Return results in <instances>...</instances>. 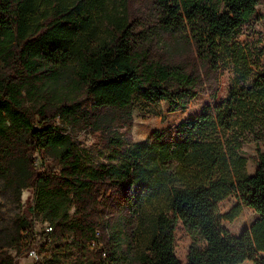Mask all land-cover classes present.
Wrapping results in <instances>:
<instances>
[{"label": "trees", "instance_id": "obj_1", "mask_svg": "<svg viewBox=\"0 0 264 264\" xmlns=\"http://www.w3.org/2000/svg\"><path fill=\"white\" fill-rule=\"evenodd\" d=\"M262 3L0 0V179L18 203L34 193L19 222L29 244L40 216L47 245L71 239L66 264H264V152L250 174L244 150L264 143V72L234 43L264 20ZM230 65L229 95L213 104ZM206 93L194 118L130 137L138 105L181 112ZM77 126L115 162L87 164L67 133ZM230 196L239 204L222 215ZM244 207L260 218L236 236L221 220Z\"/></svg>", "mask_w": 264, "mask_h": 264}, {"label": "rangeland", "instance_id": "obj_2", "mask_svg": "<svg viewBox=\"0 0 264 264\" xmlns=\"http://www.w3.org/2000/svg\"><path fill=\"white\" fill-rule=\"evenodd\" d=\"M258 7L260 12H264V0ZM234 43L245 48L253 55L254 74L264 72V20L256 16L249 23L242 26ZM234 78V69L230 65L220 79L218 97L213 104L220 103L230 92ZM212 103L209 93L199 96L186 111L171 112L166 104L152 106L142 103L135 110L134 126L130 137L135 142L146 140L153 132L174 128L181 122L194 118L208 104ZM125 135L126 128L119 130ZM68 134L77 142V147L89 165H110L113 162L112 154L103 149H95L96 137L90 129L84 126L72 127L67 131ZM126 136V135H125ZM258 147L264 152V143L258 145L251 141L244 146V150L251 158L248 166L249 173H255L257 162L253 159L257 155ZM34 193L32 190L22 192V202L18 203L14 197L4 189L0 179V264H66V258L71 259L74 251L71 248V239L66 238L60 242L56 241L47 245L43 233L48 226V222L43 221L42 217H37L36 240L32 244L25 239V234L19 224L23 212L33 201ZM239 204L235 196H230L220 205L222 215L229 213ZM260 216L251 208L244 207L241 215L233 222L221 220V225L230 231L231 234L239 236L246 229H249ZM191 245V239L186 235L183 226L180 224L176 230L175 252L177 258L186 263L187 254ZM39 253V259L30 256V250ZM264 258V252H260ZM68 260V259H67ZM242 264H253L245 261Z\"/></svg>", "mask_w": 264, "mask_h": 264}, {"label": "built area", "instance_id": "obj_3", "mask_svg": "<svg viewBox=\"0 0 264 264\" xmlns=\"http://www.w3.org/2000/svg\"><path fill=\"white\" fill-rule=\"evenodd\" d=\"M49 230L50 229L47 228V231H49ZM97 235H99V233ZM30 256L32 258L39 259V253L36 250L31 249L30 250Z\"/></svg>", "mask_w": 264, "mask_h": 264}, {"label": "crops", "instance_id": "obj_4", "mask_svg": "<svg viewBox=\"0 0 264 264\" xmlns=\"http://www.w3.org/2000/svg\"><path fill=\"white\" fill-rule=\"evenodd\" d=\"M250 163V162H249ZM249 163H248V166H249ZM256 172V171H255ZM251 174V173H250ZM252 174H254V173H252Z\"/></svg>", "mask_w": 264, "mask_h": 264}]
</instances>
